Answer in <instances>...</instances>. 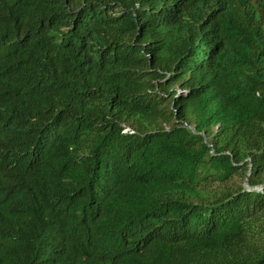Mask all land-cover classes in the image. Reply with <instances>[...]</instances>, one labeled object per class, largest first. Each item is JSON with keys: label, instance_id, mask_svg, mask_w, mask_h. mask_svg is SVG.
<instances>
[{"label": "trees", "instance_id": "obj_1", "mask_svg": "<svg viewBox=\"0 0 264 264\" xmlns=\"http://www.w3.org/2000/svg\"><path fill=\"white\" fill-rule=\"evenodd\" d=\"M0 264H264V0H0Z\"/></svg>", "mask_w": 264, "mask_h": 264}, {"label": "built area", "instance_id": "obj_2", "mask_svg": "<svg viewBox=\"0 0 264 264\" xmlns=\"http://www.w3.org/2000/svg\"><path fill=\"white\" fill-rule=\"evenodd\" d=\"M123 132H124V133H128V132H131V130H130L129 128H127V127H124V128H123Z\"/></svg>", "mask_w": 264, "mask_h": 264}, {"label": "rangeland", "instance_id": "obj_3", "mask_svg": "<svg viewBox=\"0 0 264 264\" xmlns=\"http://www.w3.org/2000/svg\"><path fill=\"white\" fill-rule=\"evenodd\" d=\"M243 184L246 187V189H248V186L245 183H243ZM255 189H259V187L255 188Z\"/></svg>", "mask_w": 264, "mask_h": 264}]
</instances>
